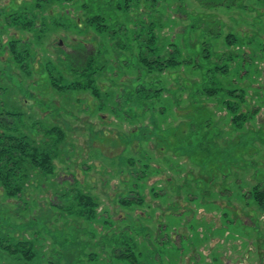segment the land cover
Instances as JSON below:
<instances>
[{
	"label": "rangeland",
	"instance_id": "rangeland-1",
	"mask_svg": "<svg viewBox=\"0 0 264 264\" xmlns=\"http://www.w3.org/2000/svg\"><path fill=\"white\" fill-rule=\"evenodd\" d=\"M76 1L0 0V104L53 156L0 186V264H264V0H120L117 42ZM139 41L199 58L144 78Z\"/></svg>",
	"mask_w": 264,
	"mask_h": 264
},
{
	"label": "trees",
	"instance_id": "trees-1",
	"mask_svg": "<svg viewBox=\"0 0 264 264\" xmlns=\"http://www.w3.org/2000/svg\"><path fill=\"white\" fill-rule=\"evenodd\" d=\"M77 1L80 2L82 11H85L83 18L85 23H91L94 21L101 30H105V32L107 30L111 39H116V42L117 38L122 40L121 37L125 36V29L123 28V32H119L121 31V28H119V24L117 23L118 21H116L115 9L111 15H108L107 13V8L110 4H113L115 8H119L118 5L120 0ZM106 21L110 22L109 26ZM145 38L147 42L152 40L151 34L145 36ZM139 43L141 45V53L137 62V70L138 73L143 74V77L146 73H150L152 69L163 71L164 69L170 67L175 68L178 65H181V63L191 64L196 62L195 59L198 60L199 58L197 54L196 56H186V58L180 60V57L175 50L174 52L169 53L166 58H163L161 55H157L154 58H148L147 52H144V49H150L151 47L142 44L141 41H139ZM116 44L120 48L124 47L119 43ZM204 58H207V56H204ZM140 91H144L145 93L148 92L144 79L136 86L135 93L137 94ZM161 91V88L156 89V94H160ZM142 103H144V101H142ZM252 111H247L246 115L241 112L240 116L243 120L250 119L252 113L256 112ZM16 119V113L5 110L3 104H0V186L6 190L9 198L21 195L23 190V181L28 176L29 166L38 169V171L43 175L52 173L51 164L53 156L48 151H41L35 144V140L30 139L27 134L20 133L19 130L21 129L16 127ZM54 132H56L55 128L46 132L44 137L49 138V142H46V144L51 142L52 144H57L59 142L61 133L58 134V137L54 138ZM256 189L257 190L255 192H248L247 196L252 197V199L256 200L258 204H264V187L258 185L256 186ZM80 199L83 201L84 206L90 207V215L88 217H91L94 214L96 203L89 197L81 196ZM3 235L4 234L0 232V247L7 249L12 256L16 257L17 260H19L18 256L20 255V257H26V259L32 258V255L29 253V249L26 248L27 244L21 241L14 244L8 241L9 238L7 236ZM112 252L115 253L117 257L128 258L134 264H138V261L133 259L135 254L132 246L126 244L122 248L114 247ZM25 261L27 262V260Z\"/></svg>",
	"mask_w": 264,
	"mask_h": 264
}]
</instances>
